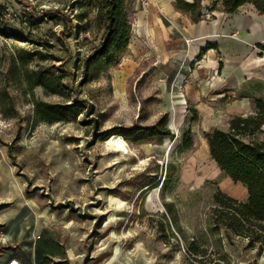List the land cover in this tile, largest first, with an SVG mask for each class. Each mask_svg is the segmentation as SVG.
<instances>
[{
	"label": "rangeland",
	"instance_id": "rangeland-1",
	"mask_svg": "<svg viewBox=\"0 0 264 264\" xmlns=\"http://www.w3.org/2000/svg\"><path fill=\"white\" fill-rule=\"evenodd\" d=\"M96 6V0H0V250L9 221L24 229L42 223L64 247L77 234L78 243L70 244L80 264H264V252L246 247L245 239L212 230L217 187L248 198L247 186L212 159L205 137L226 132L229 116L195 117L181 91L166 94L142 65L118 90L115 70L128 51L84 83V61L104 32ZM40 102L75 103L83 113L46 121ZM165 112L173 136L127 140L130 154L117 153L115 137L108 147L119 133L102 136L113 127L153 125ZM188 129L194 146L181 151ZM232 154L256 179L262 176ZM193 240L204 252L189 248Z\"/></svg>",
	"mask_w": 264,
	"mask_h": 264
},
{
	"label": "crops",
	"instance_id": "crops-1",
	"mask_svg": "<svg viewBox=\"0 0 264 264\" xmlns=\"http://www.w3.org/2000/svg\"><path fill=\"white\" fill-rule=\"evenodd\" d=\"M176 1L149 0L142 5L127 0L128 10H133V34L122 67L115 70L117 89L125 90L142 65L144 74L147 69L150 80L166 94L177 91V82L185 79L181 94L205 122L252 113L254 100H264V14L250 3L234 12L223 6L208 11L213 0H206L203 17L195 22L176 8ZM15 226L6 223L0 264H9L12 257L25 264L81 263L72 257L77 251L70 244L78 243L77 234L70 233L64 247L42 223L27 229Z\"/></svg>",
	"mask_w": 264,
	"mask_h": 264
},
{
	"label": "trees",
	"instance_id": "trees-1",
	"mask_svg": "<svg viewBox=\"0 0 264 264\" xmlns=\"http://www.w3.org/2000/svg\"><path fill=\"white\" fill-rule=\"evenodd\" d=\"M202 0H177L176 8L188 13L197 22L203 17ZM227 12H234L244 4H253L260 13L264 14V0H213L208 11L217 8L219 2ZM97 20L103 25L104 32L100 44L87 56L84 61V83L98 78L108 68L118 64L127 51L132 33L131 17L128 13L127 0H96ZM88 16L85 12L80 19ZM211 47V46H209ZM204 50H202V53ZM201 53V54H202ZM254 110L246 115H234L228 120L226 132L214 130L206 133L210 154L218 166L236 181L243 182L248 188L247 200L238 198L217 187L212 194L210 210L212 230L218 233L224 229L226 236L233 241L234 236L246 240V247L255 248L258 253L264 252V100H254ZM40 117L46 121L76 119L83 112L75 103L37 104ZM197 117V111L194 110ZM169 114L165 113L155 124L132 128L113 127L102 134L119 133L126 140L134 143L150 142L153 138L171 137L172 131L168 127ZM194 146V136L191 129L184 132L180 150L186 151ZM236 152L245 160L257 166L262 176L255 178L236 159L232 152ZM172 166V165H171ZM170 166V167H171ZM168 171L166 172L165 183ZM171 208V204H168ZM189 248L195 253H202L204 249L190 241Z\"/></svg>",
	"mask_w": 264,
	"mask_h": 264
},
{
	"label": "built area",
	"instance_id": "built-area-1",
	"mask_svg": "<svg viewBox=\"0 0 264 264\" xmlns=\"http://www.w3.org/2000/svg\"><path fill=\"white\" fill-rule=\"evenodd\" d=\"M139 3H141L142 5H147L149 3V0H137ZM262 53H263V56H264V48L262 49ZM184 82H185V79H182V80H179L176 84V88L181 91V89L183 88V85H184ZM115 137V140H114V146H115V149L117 152L121 153V154H130L132 152L129 144H128V141L124 138L123 135L121 134H117V135H112L111 137H109L107 140H106V143L108 144V147L110 149L113 148V146L109 143V141ZM40 236V235H38ZM9 264H25L23 263L19 258L17 257H12L10 260H9Z\"/></svg>",
	"mask_w": 264,
	"mask_h": 264
}]
</instances>
